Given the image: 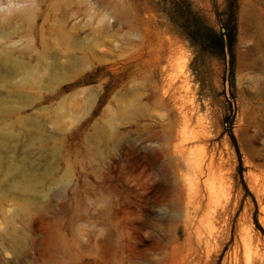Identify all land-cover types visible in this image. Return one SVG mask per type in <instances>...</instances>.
Here are the masks:
<instances>
[{"label":"rangeland","instance_id":"rangeland-1","mask_svg":"<svg viewBox=\"0 0 264 264\" xmlns=\"http://www.w3.org/2000/svg\"><path fill=\"white\" fill-rule=\"evenodd\" d=\"M188 3L232 58L174 0H0V264H264V0Z\"/></svg>","mask_w":264,"mask_h":264},{"label":"bare ground","instance_id":"bare-ground-1","mask_svg":"<svg viewBox=\"0 0 264 264\" xmlns=\"http://www.w3.org/2000/svg\"><path fill=\"white\" fill-rule=\"evenodd\" d=\"M184 139H185V137H184ZM183 139V140H184ZM185 141V140H184ZM180 145V147H179V149H181L180 151L182 152V147H184V144H183V141H181V143L179 144ZM259 160V159H258ZM209 164H207V165H204V163H203V161L202 160H195V167H196V175H199V173H201L202 172V169L203 168H205V170H206V175L208 176V178H207V180L206 181H208V179H209V177H210V171L212 170V166H211V163L210 162H208ZM259 164V163H258ZM258 168H259V171H260V174H259V176L261 175V176H263L264 177V161L262 162V163H260V167L258 166ZM264 180V179H263ZM196 182V181H195ZM198 182V181H197ZM194 184V183H193ZM209 186V183H207V187ZM197 188V187H196ZM196 190V189H195ZM198 192V191H197ZM208 196H210L209 198L211 199V195H208ZM199 201V200H198ZM211 201V200H210ZM206 205V204H205ZM210 208V207H209ZM206 209V208H205ZM225 212V207H224V209H223V213ZM205 216H206V218L208 219V221H207V223L209 224V225H207V226H210L211 225V228L208 230V233H207V235H206V237L204 238V239H202V237L201 236H199L198 238H197V247H203L204 248V251L206 252V255L208 254V252H209V246H210V244H211V242H213V241H217L216 240V238H219V236L221 235V234H219L218 232H220V230H214V228L216 227V225H215V227L213 226V220L215 219V218H219V217H221V215H222V211L221 212H217L216 210L214 211V210H206L205 211V214H204ZM204 218V217H203ZM206 219V220H207ZM209 228V227H208ZM242 236V235H241ZM164 240V239H163ZM242 240V248H241V250L242 251H240V244H238V245H234V247H233V249H232V251H231V253H230V255H229V259L228 260H225L224 259V261L221 263V264H253V259H254V256H253V253H254V251H253V249H252V247L250 246V244H249V242L247 241V239H244V238H242L241 239ZM189 243V242H188ZM154 249H157V247H155L153 244L151 245ZM191 246V245H190ZM189 246V247H190ZM165 247V246H164ZM189 250V249H188ZM188 250H186V251H188ZM197 249L196 248H192L189 252H188V255H186L185 256V258L183 259V261H181V262H183L184 264H193L195 261H196V259H197V256L198 255H196L197 254V251H196ZM176 252V251H175ZM180 252V251H179ZM178 252V253H179ZM173 255V254H172ZM210 255V254H209ZM183 256H184V254H183ZM161 257V256H160ZM167 254H165L164 255V260H167ZM207 257V256H206ZM172 259V258H171ZM182 260V259H181ZM180 262V263H181ZM177 263V262H176Z\"/></svg>","mask_w":264,"mask_h":264},{"label":"trees","instance_id":"trees-1","mask_svg":"<svg viewBox=\"0 0 264 264\" xmlns=\"http://www.w3.org/2000/svg\"><path fill=\"white\" fill-rule=\"evenodd\" d=\"M183 10V17L186 23V34L189 41L203 52H215L219 50L225 54V49L231 54L234 42L229 27L224 25V32H216L215 29L205 24L190 7L188 0H174ZM232 58V54H231Z\"/></svg>","mask_w":264,"mask_h":264},{"label":"water","instance_id":"water-1","mask_svg":"<svg viewBox=\"0 0 264 264\" xmlns=\"http://www.w3.org/2000/svg\"><path fill=\"white\" fill-rule=\"evenodd\" d=\"M222 31H224V29H222ZM226 51H225V53H227V49H225Z\"/></svg>","mask_w":264,"mask_h":264}]
</instances>
